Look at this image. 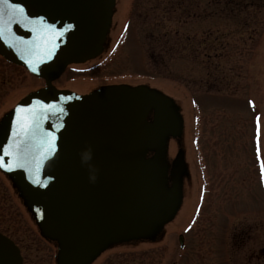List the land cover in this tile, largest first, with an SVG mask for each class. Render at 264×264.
I'll use <instances>...</instances> for the list:
<instances>
[{"label":"rangeland","instance_id":"rangeland-1","mask_svg":"<svg viewBox=\"0 0 264 264\" xmlns=\"http://www.w3.org/2000/svg\"><path fill=\"white\" fill-rule=\"evenodd\" d=\"M13 69L0 60L10 82L0 119L44 86ZM53 83L80 94L147 86L171 99L181 120L167 140L169 163L180 151L185 162L176 214L88 264H249L250 251L264 246V0H115L103 53ZM0 189V228L17 240L21 264H57L1 174Z\"/></svg>","mask_w":264,"mask_h":264},{"label":"water","instance_id":"water-1","mask_svg":"<svg viewBox=\"0 0 264 264\" xmlns=\"http://www.w3.org/2000/svg\"><path fill=\"white\" fill-rule=\"evenodd\" d=\"M114 5L115 0L0 4V54L45 83L0 121V157L11 170L0 168L32 206L42 232L59 241L58 264H88L110 244L149 237L180 201L181 151L165 188V143L181 131L171 99L142 85L78 94L52 84L67 64L101 53ZM150 108L152 122L146 119ZM25 132L27 144L18 152ZM150 148L154 154L146 158ZM89 149L92 158L84 163ZM12 247L0 236V264H20Z\"/></svg>","mask_w":264,"mask_h":264},{"label":"flooded vegetation","instance_id":"flooded-vegetation-1","mask_svg":"<svg viewBox=\"0 0 264 264\" xmlns=\"http://www.w3.org/2000/svg\"><path fill=\"white\" fill-rule=\"evenodd\" d=\"M113 13H114V8H113V12H112V15H111V19H112V16H113ZM104 45H105V42H104ZM103 45V46H104ZM103 52L101 51V53L100 54H98L96 57H94V58H92V59H89V60H87V61H84V62H81V63H69V64H67L66 65V67H65V69H64V71L62 72V74L65 72V70L69 67V66H74V65H79V64H85V63H88V62H91L92 60H94V59H96L97 57H99L101 54H102ZM0 60L2 61V63H6L8 66H10L11 67V70H12V72H13V67L14 68H20V67H22L28 74H30L31 76H33L34 78H36V76L35 75H33V74H31L26 68H25V66H23V65H18V64H15V63H13V62H10V61H8V60H6L3 56H1L0 55ZM61 74V75H62ZM60 75V76H61ZM59 76V77H60ZM59 77H57V78H59ZM56 78V79H57ZM8 78H6V76H5V73H3L2 71H0V96L2 95L1 94V91H3V87L4 86H10V82H9V80H7ZM56 79H54V81L56 80ZM106 86H111V85H106ZM56 87V86H55ZM102 87H105V86H102ZM57 88V87H56ZM99 88H101V87H99ZM99 88H97V89H95V90H98ZM58 89H63V88H58ZM38 90V89H37ZM37 90H35V91H37ZM66 90H68V89H66ZM95 90H92V91H90V92H88V93H91V92H93V91H95ZM35 91H31V92H29V93H27L26 95H28V94H30V93H32V92H35ZM88 93H83V94H88ZM25 95V96H26ZM20 100V98L17 100V102ZM16 102V103H17ZM15 103V104H16ZM14 104V105H15ZM14 105H13V107H14ZM12 107V108H13ZM12 108L11 109H9L8 111H11L12 110ZM150 111L148 112V114H147V116H146V119H147V121L148 122H152L153 121V118H154V115H153V109L152 108H150L149 109ZM7 111V112H8ZM6 112V113H7ZM5 113V114H6ZM4 114V115H5ZM4 115L1 117V119H0V121L2 120V118L4 117ZM140 132V131H139ZM144 133V132H143ZM171 137H173V136H169L168 138H171ZM175 137V136H174ZM168 140V139H167ZM166 145H165V161H166V165H167V173H166V181H165V188L166 189H169L170 188V186H171V184H170V181H169V172H170V169H171V167H172V163L173 162H171V163H169V161H168V159H167V148H168V141H166V143H165ZM153 154H154V149L153 148H150V149H148L147 150V152H146V155H145V157L146 158H148V157H152L153 156ZM179 154V152L177 153V155ZM176 155V156H177ZM174 161V160H173ZM183 164H184V167H185V162H184V160H183ZM0 174L6 179V181H7V183H8V185H9V187L11 188V192H12V197L13 198H15L16 200H17V202L19 203V204H21L23 207H24V209H25V211H26V214H27V216H28V218H29V220L30 221H32V224H33V227H34V230H35V232H36V234H37V236H39L41 239H43V240H45L48 244H50V245H52V246H54L55 247V249L57 250V264H58V252H59V245H60V243H59V241L57 240V239H54V238H50V237H48L47 235H45L43 232H42V230H41V228H40V226H39V224H38V219H37V217H36V214H35V212H34V210H33V208H32V206L31 205H29V204H27L26 203V200L23 198V196L21 195V192H20V190H19V188L15 185V183L13 182V180H12V178L7 174V173H5L1 168H0ZM3 200H4V193H3V191L0 189V208L1 209H4V207H3ZM1 211H3V210H0V218H3V215L1 214ZM176 214V211L174 212V214L173 215H175ZM170 218V217H169ZM168 218V219H169ZM167 219V221L165 220V221H163V222H161V223H157L156 225L154 224L153 225V227H152V232H151V234H150V236H152L155 232L157 233L158 232V229L159 228H162V226L166 223V222H168L169 220ZM9 230H7V229H4L3 227H1L0 228V236H2V237H4V238H6L11 244H12V246H14V250L21 256V258H22V255H21V248L19 247V244L17 243V240L16 239H13L12 238V236L10 235V233L8 232ZM34 232V233H35ZM33 233V232H32ZM32 234V236H31V239H30V241L32 242V243H34L35 244V246H36V244L37 243H40V240L36 237V235L35 234ZM22 239H24V240H26L25 238H22ZM249 261V264H264V246L261 248V247H259V248H254V249H252L251 251H250V254H249V259H248ZM11 264H15V261L13 260V261H11Z\"/></svg>","mask_w":264,"mask_h":264},{"label":"snow or ice","instance_id":"snow-or-ice-1","mask_svg":"<svg viewBox=\"0 0 264 264\" xmlns=\"http://www.w3.org/2000/svg\"><path fill=\"white\" fill-rule=\"evenodd\" d=\"M8 2H9V0H0V4H7ZM0 15H2V10H0ZM68 27H71V25H69ZM0 35H3L2 31H0ZM33 71H35V69H33ZM24 135H25V139L19 141L16 145L18 152H22L25 149V146L27 144L28 133L25 132ZM14 166L23 167V164L17 163ZM0 167H5V168H8L9 170H11V166L4 163L3 157H0ZM262 169H264V164H262ZM35 183H40V181L36 180Z\"/></svg>","mask_w":264,"mask_h":264},{"label":"clouds","instance_id":"clouds-1","mask_svg":"<svg viewBox=\"0 0 264 264\" xmlns=\"http://www.w3.org/2000/svg\"><path fill=\"white\" fill-rule=\"evenodd\" d=\"M92 158V153L91 150H87L82 154V159L84 163H88ZM90 180L95 181L96 180V175H95V169L90 165Z\"/></svg>","mask_w":264,"mask_h":264}]
</instances>
